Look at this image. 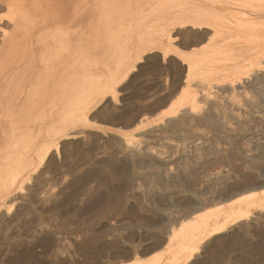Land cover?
Returning a JSON list of instances; mask_svg holds the SVG:
<instances>
[{
	"label": "rangeland",
	"instance_id": "1",
	"mask_svg": "<svg viewBox=\"0 0 264 264\" xmlns=\"http://www.w3.org/2000/svg\"><path fill=\"white\" fill-rule=\"evenodd\" d=\"M34 9L0 82V153L37 147L0 160V264H264V0Z\"/></svg>",
	"mask_w": 264,
	"mask_h": 264
},
{
	"label": "bare ground",
	"instance_id": "2",
	"mask_svg": "<svg viewBox=\"0 0 264 264\" xmlns=\"http://www.w3.org/2000/svg\"><path fill=\"white\" fill-rule=\"evenodd\" d=\"M43 1L44 0H0V12L4 11L6 9L7 10L13 9V8H15V6H16V8L17 7L20 8V9H18L19 14L15 15V17L12 16V13L10 11L7 12V14H9V13L11 14V15H9V18H8L10 21H8L6 19L7 17H5V20H3V18L0 19V23L2 22V24L5 26L4 28H2L3 27V25H2V27L0 28V36H1L0 37V82L3 79L4 80L9 79V77L15 72L13 70L16 68V65H18L17 64L18 59L20 58V57H18V55H20L21 52H22L21 55L24 54V51H20V49H19L20 45L23 43L29 44V42L31 43L33 41V38H31V37L29 38L28 33L25 32L27 30L26 29V23L29 26L27 21H28V19H30V20L32 19L31 18V16H32L31 14L33 11L32 9H34V7L36 5H40ZM232 5H233L232 7H226L224 9L225 12L226 13L229 12L230 15L235 13L234 8H235V6H238V3L232 4ZM239 7H238V9H240ZM34 11H36V10L34 9ZM55 22H57V25L63 26V24H61L62 22L60 19H56ZM45 24H46V22H45ZM254 24L260 25L259 21L254 22ZM11 25L13 26V28L9 31L7 29V27H9V26L11 27ZM223 26H224V28L228 27L227 24H223ZM219 27L221 28L220 24H219ZM169 38L171 39L170 35H169ZM38 42H41V40H37V43ZM257 43H260V41L259 42L257 41ZM263 45H264V43H263ZM263 45H261V46L264 47ZM35 51L36 50L33 49L30 52H35ZM22 60L23 59H20L19 61H22ZM192 63L193 62L190 61L187 65V67H188L187 68V74L191 73V71L193 70L194 64H192ZM28 139H29V141H28L29 144H27L26 152L20 151V146H17L15 149H12L10 151H7L8 150L7 149L6 150L7 152L5 151V152L0 153V160L6 161L7 165H10V167H12L14 169V172H16L14 174L15 178H16L15 175H17V174H19V175H21L23 173H29L30 174V172L33 169L34 157H35L36 152H37V149H36L37 147L34 145V143L32 144V140H33L32 133L30 134V138H28ZM14 180H16V179H14ZM241 217H242V215H236L235 214L234 217L226 218V220H224L223 222L216 224L217 226L213 228L212 233L223 232L224 230H226V228L232 222H234L235 220H237ZM181 247L178 249V251L174 255V259H173L174 263L181 261L180 259L183 257H184V259L182 261L184 263V262L190 260L194 254L193 253V254H189L188 256H186V251L188 250V247H186V244H183V246L181 245ZM199 251L200 250L198 247L195 248V253L199 252Z\"/></svg>",
	"mask_w": 264,
	"mask_h": 264
},
{
	"label": "snow or ice",
	"instance_id": "3",
	"mask_svg": "<svg viewBox=\"0 0 264 264\" xmlns=\"http://www.w3.org/2000/svg\"><path fill=\"white\" fill-rule=\"evenodd\" d=\"M262 153H264V148H262ZM261 227L264 228V224H262ZM44 264H70V261L67 258H65L60 261L48 260V261H45ZM191 264H197L196 257H193ZM217 264H220V262H217Z\"/></svg>",
	"mask_w": 264,
	"mask_h": 264
}]
</instances>
